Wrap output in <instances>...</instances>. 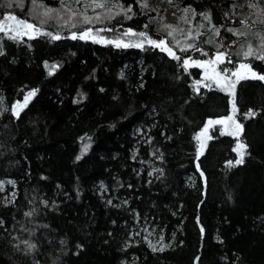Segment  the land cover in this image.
Here are the masks:
<instances>
[{
	"label": "trees",
	"instance_id": "obj_1",
	"mask_svg": "<svg viewBox=\"0 0 264 264\" xmlns=\"http://www.w3.org/2000/svg\"><path fill=\"white\" fill-rule=\"evenodd\" d=\"M118 3L73 27L42 14L83 12L68 0H0V19L21 15L62 37L0 31V181H14L0 189V264H264V80L236 84L247 145L237 165L235 135L217 128L198 155L199 131L232 113L233 96L196 88L201 68L182 66L219 50L225 64L264 75V60L244 56L264 52V0ZM189 5L196 14L185 21ZM90 25L109 37L131 29L166 39L181 59L149 44L71 38Z\"/></svg>",
	"mask_w": 264,
	"mask_h": 264
},
{
	"label": "rangeland",
	"instance_id": "obj_2",
	"mask_svg": "<svg viewBox=\"0 0 264 264\" xmlns=\"http://www.w3.org/2000/svg\"><path fill=\"white\" fill-rule=\"evenodd\" d=\"M69 3H73L75 4V8L77 9V7L82 6L84 8L85 3H87V0H82L81 3H76V0H68ZM106 4L107 6L103 9H95V11H93L91 8H88L87 10V15L89 17H95L97 15L101 16V12L103 13H107L109 15H111L108 12H112V6L115 5H119L118 0H106ZM73 11V10H72ZM84 11V10H83ZM76 12V11H75ZM78 11L76 12L77 15L72 18L71 15L68 17L67 14L64 13H59L58 11H54L50 16H56L59 20L63 21L64 24H68V25H74L75 23H85L83 20V17L81 15H79ZM36 17H38V13L35 12ZM9 17H15V19H8ZM49 18V17H48ZM17 20H26L28 23H32L36 25V31L29 33L28 35L24 34V30L20 29L19 25L17 24ZM96 21V20H93ZM80 24V23H79ZM86 24V23H85ZM95 25V23H94ZM0 26L5 27V32L6 34H10L12 36H16V37H21V36H29L35 33H42L44 32L45 29H43L40 25L38 24L34 19L31 18H25L24 16H18L15 14H8L7 16L3 17L2 19H0ZM11 28V31H8L7 28ZM84 29V28H83ZM91 29V33L93 36H96L97 38H109V40H116L117 37H109V34H107V32H105L104 30L101 31V29H97L96 26H91L88 27L85 30ZM84 30V31H85ZM17 31H19V35H17ZM83 32V31H82ZM124 32H122V34H120V36H118L124 43H130V44H136V43H140L143 41V44H148L147 40L144 38H141L137 35H128V36H124L123 35ZM150 38V37H148ZM188 38V37H187ZM184 38V39H187ZM152 40H156L153 38H150ZM166 41V39H163ZM179 39H177L176 41H178ZM159 41V40H157ZM169 46V44H168ZM170 47V46H169ZM215 57H207V59H195V61H207V60H212ZM194 65V64H193ZM196 66V65H195ZM201 68V78L196 80V88L199 86H205L208 87L206 85H210V87H215L218 89H223L227 92H229L232 95V89L229 88V83L230 82H234L235 83V88H234V92L236 90V84L238 83V81L240 80V78H242L243 76H252L251 73L252 71H249L248 68H241L240 66L236 67V66H231L228 64H225V61L223 63H218L217 65H204V66H199ZM214 69V70H213ZM227 69L228 70V75L227 76H215V73H223V71ZM232 72H237V76H231ZM208 77H214L213 79H209ZM229 77L231 78V80L229 81ZM200 83H197V82ZM32 98V96H29V93L27 94V98H24V100L19 101L15 104V110L18 112L22 109H24V106L28 103V101ZM27 99V102L25 103ZM229 117H231V119H229ZM209 121H212V123L210 124ZM219 121V122H217ZM237 125H240L241 128H237ZM212 128H217L219 131H223L226 133H230L232 135H235L236 137V151L239 155V158H241V152H243V159L245 158V153H246V149H247V145L244 144L243 140H242V124L241 122L238 120L237 118V110L233 109L232 113H230L227 116H222L221 118H216V119H209L207 121V124L199 131V136H198V146H199V150H198V155L200 156V154L205 150L206 148V144L208 143V141L210 140L212 134H211V129ZM243 145V148H240L239 146ZM14 186V181L11 179H4L0 181V189L2 192H5L8 187H12ZM7 196H12L13 195V191L9 190V193L6 194ZM148 240L150 241L151 247L155 246L156 249L157 248H163L165 246V243L163 242V240H161L160 238H154V236H149ZM153 248V247H152Z\"/></svg>",
	"mask_w": 264,
	"mask_h": 264
},
{
	"label": "snow or ice",
	"instance_id": "obj_3",
	"mask_svg": "<svg viewBox=\"0 0 264 264\" xmlns=\"http://www.w3.org/2000/svg\"><path fill=\"white\" fill-rule=\"evenodd\" d=\"M82 0H76V3H81ZM168 3H172V0H168ZM107 6L106 4V0H87V3H85L84 5V11L79 13V15H81L83 17V20L85 23H92L93 20H96V21H99L101 19V17L99 15L95 16V17H89L87 15V10L88 8H91L93 11H95V9H103ZM117 7H121L123 8L122 5H115ZM257 5L256 4H253L252 7H256ZM40 7L44 8L43 5H41ZM141 7L142 8H148L149 5H148V0H142V3H141ZM55 10L54 9H51V8H44L43 10V15L44 16H50ZM132 9L131 7L129 6L126 10H125V15H127L128 12H131ZM184 13L186 14L184 17H182V19H184L185 21H188V16L187 14L189 12L192 13V15L194 16L196 13H195V9L191 8V6L189 5L188 7H186L185 9H183ZM69 12L71 13V17L74 18L77 13L75 11H72L71 8H69ZM261 13L262 15H264V9L261 10ZM201 15L204 16V19L205 20H211V16L210 14H207V13H201ZM8 19H15V17H9ZM128 19H131V16H128ZM259 19V18H258ZM259 23L261 24H264V19H259ZM17 24L19 25L20 29H23L24 30V34L28 35L29 33L31 32H34L36 31V25L35 24H32V23H28L26 20H17ZM73 27H75V25H73ZM145 27H147V25H145ZM5 27L3 26H0V31H5ZM8 31H11L12 29L9 27L7 28ZM103 30V29H102ZM101 30V31H102ZM108 30H111V29H108ZM227 31L229 32H233L234 34H241L239 33L238 30H234V29H227ZM40 34H43V35H49L51 36V38L53 40H59L61 39L62 37L59 35V34H56V35H53L52 33H40ZM169 35H171L172 33L169 32L168 33ZM17 35H19V31H17ZM124 36H128V35H137L141 38H144L147 40V43L152 46V47H155V48H159L161 51H165L168 53V55L172 56L173 59H176V60H180L181 58L179 56H176V54L172 51V48L168 46V43L167 41L161 39L159 41L157 40H152L150 38L147 37V33L145 32H140V33H133L131 29H128L126 30L124 33H123ZM215 35H219V29H215ZM12 39H16V36H12L11 37ZM29 38H34L33 36L29 35ZM72 39H77V38H80V39H87V38H90L93 40V42H106V43H112L114 44L116 47H143L144 44H143V41L140 42V43H136V44H130V43H124L119 37H117L116 40H103V38H100V39H97L96 36H93L92 33H91V29H88V30H85L83 31L79 37L77 36L76 33H73L72 36H71ZM209 43H211V41H207ZM222 46V45H221ZM189 48H196L197 51H201L203 55H207V53L203 52L202 49L196 47V45H189L188 46ZM261 49L264 50V36H261V45H260ZM187 49H184V48H181V51H186ZM3 53L0 52V55H2ZM255 55V58L256 59H259V60H264V52L260 53V54H257L254 52V50L252 48H249L246 52H244V56L245 57H249V56H253ZM225 56H226V53H222V52H219V50H217V52L214 54V59L212 60H207V61H191V58L189 59H186L183 61V64L182 66H184L185 68H187L189 66V64H194L196 66H204V65H217L218 63H223L224 60H225ZM230 62V61H229ZM241 68H248L249 71H251L250 69V65H246V64H241L240 65ZM214 70V69H213ZM228 75V70L225 69L223 71V73H215V76L219 77V76H227ZM252 77L253 78H256V79H260V80H264V75H258L256 74L255 72H252L251 73ZM231 76H237V72H232L231 73ZM209 79H213L214 77H208ZM231 80V78L229 77V81ZM197 83H200L199 81ZM208 87H210V85H206ZM229 88L232 89V96H233V108L235 109V92H234V88H235V83L234 82H230L229 83ZM198 91V89H197ZM35 93L34 92H30L29 93V96H32L34 95ZM27 102V99L25 101V103ZM18 114V113H17ZM248 116H252L254 115L253 112L249 111L247 113ZM229 119H231V117H229ZM219 122V121H217ZM209 123L211 124L212 121H209ZM237 128H241L240 125H237ZM240 148H243L244 146L243 145H240L239 146ZM244 162L243 160V152H241V158L238 159L235 163L238 165V164H242ZM231 161L229 162V164L231 165ZM109 203H111V201H109ZM32 213H26V215H31ZM3 222L0 221V224H2ZM27 243V242H25ZM29 248H34L35 245H32V244H29L28 245ZM153 247V251H156V247L155 246H152ZM160 251H163V248L159 249Z\"/></svg>",
	"mask_w": 264,
	"mask_h": 264
}]
</instances>
